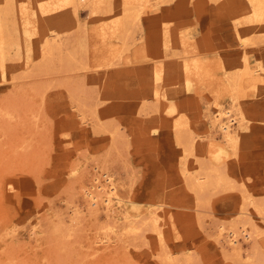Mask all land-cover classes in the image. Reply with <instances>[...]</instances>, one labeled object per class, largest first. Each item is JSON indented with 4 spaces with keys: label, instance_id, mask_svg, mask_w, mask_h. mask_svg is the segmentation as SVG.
<instances>
[{
    "label": "rangeland",
    "instance_id": "rangeland-1",
    "mask_svg": "<svg viewBox=\"0 0 264 264\" xmlns=\"http://www.w3.org/2000/svg\"><path fill=\"white\" fill-rule=\"evenodd\" d=\"M0 3V264H264V32L250 0ZM63 5L81 28L51 30ZM127 8L137 27L122 25ZM149 65L163 67L155 86ZM233 105L235 143L214 121ZM104 171L123 201L97 214L83 192ZM248 220L258 233L231 248L225 229Z\"/></svg>",
    "mask_w": 264,
    "mask_h": 264
},
{
    "label": "bare ground",
    "instance_id": "bare-ground-1",
    "mask_svg": "<svg viewBox=\"0 0 264 264\" xmlns=\"http://www.w3.org/2000/svg\"><path fill=\"white\" fill-rule=\"evenodd\" d=\"M1 1V0H0ZM9 1V0H8ZM15 1V0H14ZM3 2V1H2ZM13 2V1H12ZM99 2V1H98ZM149 2V1H148ZM250 2L252 3V9L251 11L249 12V16H246L247 19L249 20V23L252 24V31L254 32H258L261 33V32H264V0H250ZM7 3V2H6ZM145 3V2H144ZM143 3V4H144ZM4 4V2H3ZM11 6L13 3H10ZM1 5V3H0ZM10 6V5H9ZM64 8H61L60 11H59V14L56 15V17H54V19L52 20H48V25L49 27L51 28V30L53 31H57V29H61V28H64V27H69L70 29L72 28H81L82 25V21L80 19V16L78 14V11L76 9H71V8H66L67 5H63ZM97 6V5H96ZM13 7V6H12ZM113 7V6H112ZM133 7V6H132ZM2 7H0L1 9ZM14 8V7H13ZM139 8V7H138ZM3 9V8H2ZM11 9V8H10ZM9 9V10H10ZM12 10V9H11ZM124 10V9H123ZM142 10V9H141ZM1 11V10H0ZM139 12L140 11H137L135 9H132V8H127V10L125 9L124 10V16L123 18L121 19V22L123 23L122 25H125V26H133L138 24V19H139ZM8 13V11H7ZM123 13V12H122ZM5 14V11L3 13V16ZM2 15V14H1ZM11 15V14H10ZM119 15V14H118ZM123 15V14H122ZM8 16V14H7ZM11 17V16H10ZM9 18V17H8ZM11 20V19H10ZM241 21V20H240ZM4 22V21H3ZM249 25V24H248ZM85 26V25H84ZM137 27V25L135 26ZM236 28H238V26L235 25ZM75 30V29H74ZM133 31V30H132ZM238 31L240 32L239 28H238ZM4 32V31H3ZM59 32V31H58ZM123 32L126 33V30H124ZM135 32V31H134ZM61 33V32H60ZM66 33V32H65ZM64 33V34H65ZM74 33V32H73ZM78 33V32H76ZM1 34V33H0ZM58 34V33H57ZM63 34V35H64ZM240 34V33H239ZM249 34V33H247ZM62 35V36H63ZM69 34H65V36H68ZM77 35V34H76ZM10 36V35H9ZM60 36L61 38V34L58 35ZM71 36V35H70ZM68 36V38L70 37ZM74 36V35H73ZM83 36V35H82ZM128 36H129V33H128ZM131 36H133V34H131ZM262 36V34H261ZM11 37V36H10ZM73 38V37H72ZM86 38V37H85ZM131 38V37H130ZM243 40H250V37L248 36H245V34L242 36ZM5 39V38H4ZM3 39V40H4ZM13 39V37H12ZM55 39H57L55 37ZM59 39V38H58ZM77 39V38H76ZM75 39V40H76ZM84 39V38H82ZM63 40H65V38H63ZM62 40V41H63ZM130 40V39H129ZM133 40V39H132ZM131 40V41H132ZM7 41V40H6ZM5 41V42H6ZM57 41V40H56ZM61 40H59L60 42ZM74 41V40H73ZM79 41V40H78ZM77 41V42H78ZM123 41H124V44L125 45H130L128 44L127 42V36L125 38H123ZM134 41V40H133ZM1 42V40H0ZM45 42H48V40H46ZM64 42V41H63ZM80 42V41H79ZM83 42V41H82ZM81 42V43H82ZM11 43V42H10ZM58 43V42H57ZM73 43V42H71ZM76 43V42H75ZM46 44V43H45ZM60 44V43H59ZM64 44V43H63ZM66 44V42H65ZM68 44V43H67ZM84 44H85V41H84ZM82 44V45H84ZM123 44V45H124ZM57 45V44H56ZM74 45V44H72ZM81 45V44H79ZM124 45V46H125ZM3 46V45H2ZM58 46V45H57ZM61 46H64L61 44ZM69 44L66 46L68 47ZM60 47V45L58 46ZM58 47H55L56 49H58ZM79 47V46H78ZM78 47H75V50L76 48ZM52 48V47H51ZM63 48V47H62ZM130 48V47H129ZM128 47H125L124 50H128L129 49ZM2 49V47H1ZM53 49V48H52ZM51 49V50H52ZM66 49V48H65ZM47 50V48H46ZM67 50H72V49H67ZM84 50V49H83ZM82 50V51H83ZM7 51V49H6ZM45 51V50H44ZM62 51H66V50H61L60 53H63ZM86 51V49H85ZM9 52V51H8ZM47 52V51H46ZM81 52V51H80ZM80 52H77L80 53ZM5 53V52H4ZM3 53V54H4ZM48 53V52H47ZM76 53V52H75ZM74 53V54H75ZM67 54V53H66ZM82 54V53H81ZM118 54H122L121 52H119ZM61 55V54H60ZM65 55V53L63 54ZM69 55V54H68ZM76 55V54H75ZM80 55V54H78ZM83 55V54H82ZM81 55V56H82ZM52 58V54L50 56ZM49 57V59H50ZM66 57V56H65ZM63 58V57H62ZM67 58V59H66ZM65 59V62H68L67 64L69 65V62H71V60L75 61V56L73 55V53L71 52L70 55L68 57H66ZM263 58V57H262ZM45 59V58H44ZM53 60V59H52ZM61 60V58L59 59ZM79 60V59H78ZM42 62V61H41ZM46 62V61H45ZM44 62V63H45ZM49 63L50 64H53L50 62H47V67L51 68V66H49ZM60 63V62H59ZM72 63V62H71ZM42 65H43V62H42ZM46 65V64H45ZM66 64H64L65 66ZM76 65V64H75ZM259 65V64H258ZM61 67V66H60ZM44 68V67H42ZM40 67V69H42ZM46 68V67H45ZM48 68H46L48 70ZM44 69V70H46ZM53 69V68H52ZM63 69V68H62ZM43 70V69H42ZM260 71H262L264 73V69L262 68V65L259 66V69ZM39 71V69H38ZM162 71H163V67L162 66H157V65H149L148 67V70H147V77H146V81L150 84V85H157L158 82L161 80V74H162ZM229 78L231 79L232 77L229 76ZM127 82V85L129 84L128 80H125ZM124 81V82H125ZM131 85V84H130ZM150 93H154V89L151 88L150 90ZM169 95V94H168ZM167 98V95L165 96ZM169 98V97H168ZM236 105H233L231 108H224L222 111H219L218 114H216L215 118H214V121L215 122H218V126H219V129L223 132V134L226 136V138H228V141H231L233 143H235L236 141V133H238L237 131L239 129L242 128L243 126V119L242 118H239L237 121H238V126L236 129H233V124L234 122H236V117L234 116H231V113L234 112L235 115L237 116H241V112H240V109L235 107ZM171 109V108H170ZM172 111V110H170ZM169 111V112H170ZM233 114V113H232ZM99 168V167H98ZM208 170V169H207ZM98 172V171H97ZM109 173V172H108ZM107 171H104L101 173V175L99 174L96 175L95 177V180L97 181L96 184H94L93 189H90V188H85L84 189V192H83V195L85 196V201H86V204H87V208L91 211V212H95V213H99V211L101 210H109L113 207H117L118 204L121 203V201H123L121 195H120V192H119V185L118 183L116 182L113 174H108ZM206 173V172H205ZM208 173V172H207ZM197 174V173H196ZM100 176H103L105 177L106 179L103 181L101 179ZM208 176V175H207ZM206 176V178H208ZM209 180V179H208ZM194 181V180H193ZM198 181V180H197ZM204 181V180H203ZM199 182V181H198ZM205 182V181H204ZM214 183V182H212ZM196 184V183H195ZM198 185V184H197ZM203 185V184H202ZM205 186V185H204ZM212 186V185H211ZM207 187V186H206ZM194 188V187H193ZM199 188V187H198ZM195 190V189H194ZM198 190V189H197ZM196 191V190H195ZM198 193V192H197ZM89 198H91L92 200H90ZM263 203V202H262ZM163 205V203H161ZM157 205V204H156ZM159 206V205H158ZM157 207V206H156ZM162 208V207H161ZM264 210V209H263ZM159 212V211H158ZM243 212V211H242ZM245 213H247L246 211H244ZM108 213V212H107ZM245 215V214H244ZM151 216H154V218H157L155 216V214H152ZM152 222H153V217L151 218ZM156 220V219H155ZM158 220V218H157ZM157 221H155L156 223ZM157 225V224H156ZM236 225V226H235ZM233 225L232 227H230L228 230L225 229L227 231V234H226V237L225 240L227 242V244H229V246L232 248L234 247V245H238L240 244L239 242V237L240 235L243 236L244 239H246L247 241H251L254 237H255V234H257V229L258 227H253L255 224L254 223H251L250 220L248 221H243L241 223H238V224H235ZM256 226V225H255ZM158 227V226H157ZM253 227V229H252ZM154 228V227H153ZM139 229V228H138ZM137 229V230H138ZM137 230H134V231H137ZM158 230V229H157ZM133 231V230H132ZM133 231V232H134ZM161 231V230H160ZM139 232V231H138ZM260 232V231H259ZM253 234H254V237H253ZM236 248V247H235ZM238 249V248H236ZM240 250V249H239ZM237 251V250H236ZM242 251V250H241ZM240 251V252H241ZM238 253V252H237ZM171 262V261H170ZM169 263V262H168ZM258 263H261V262H258ZM264 263V261H263ZM254 264V263H253Z\"/></svg>",
    "mask_w": 264,
    "mask_h": 264
}]
</instances>
